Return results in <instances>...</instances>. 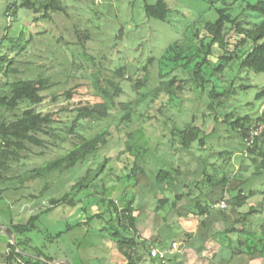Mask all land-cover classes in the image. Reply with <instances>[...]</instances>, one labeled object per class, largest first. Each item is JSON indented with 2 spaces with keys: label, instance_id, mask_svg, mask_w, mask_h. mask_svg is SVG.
<instances>
[{
  "label": "trees",
  "instance_id": "trees-1",
  "mask_svg": "<svg viewBox=\"0 0 264 264\" xmlns=\"http://www.w3.org/2000/svg\"><path fill=\"white\" fill-rule=\"evenodd\" d=\"M14 1L7 8V18L16 22L20 12H26L31 15L28 21L34 27L23 23L17 35L8 40L6 37L8 47L0 55V169L7 172L10 163H19L22 154H32V149L39 151L37 157L55 154L53 159L28 171L25 182L74 173L89 159L95 160L112 141L111 125L101 126L111 117L110 111L115 107L120 106L124 111L126 124L133 123L130 119L134 110L132 99L139 106L151 98L148 105L160 102L162 109H170L177 97L176 85H180L179 97L182 95V82L172 77V73L179 67L184 54L191 59L196 54L202 56V63L207 64L217 47L220 51L214 69L217 75L234 61L239 62L241 69L264 75V0H206L209 11L216 15L215 20L199 15L183 40L169 45L158 60L149 58L141 69L147 72L152 65L158 67L159 86L150 92L144 93L148 88L147 81L134 80L127 75L125 68L107 66L105 73L98 72L96 76V103L83 100L85 94L81 90L85 86L81 84L47 96L58 84L38 74L23 77L25 71L21 72L19 67L25 62L21 58L34 45V35L46 33L41 24L50 23L54 15H66L67 8L63 0ZM237 6L241 7L238 11ZM143 10L148 20L167 22L171 15L165 0H157L154 5L145 3ZM77 36L78 45L83 48L89 34L79 30ZM190 79L196 85L201 82V91L208 83V80L203 81L200 72L194 73ZM121 85L127 88L131 98L126 103L117 104L116 100L124 94ZM221 95L224 94L213 90L209 110H215L214 104ZM256 100L264 106V89L257 94ZM258 123L254 125L250 117L231 123L238 138L237 154L230 147L217 151L210 145L207 140L212 132L173 125L168 148L191 158L187 162L176 159L179 165L175 166L167 162L168 153L165 157H156L157 148H145L137 143L133 133L127 134L126 148L116 156L115 165L120 167L116 178L122 195L128 199L123 203L106 196L100 200V203L107 204L110 214L107 227L102 230L109 233L110 241L122 257V264H141L146 257L153 263L162 264L151 258L146 242L137 240L134 204L139 190L143 196H151L154 211L163 216L165 225L161 231L165 235L161 244L164 250L167 246H174L172 238L183 236L192 240L193 237L194 231L190 232V227L181 221L168 224L169 217L174 216L179 220H195L197 230L194 233L203 230L205 240L198 255L205 253L204 256L208 257L206 244L214 242L231 257H258L264 264V128L260 125L264 120L261 118ZM57 125H63V129H57ZM149 156L155 157L156 167L147 160ZM169 158L175 160L170 154ZM238 162L240 168L236 170L233 163ZM106 170L114 172L110 160H104L96 177ZM90 173V170L86 171L74 187H86L83 183ZM142 177L148 183L139 186ZM216 190L221 192L219 200L209 197ZM49 204V208L29 217L25 223H11L6 228L13 236L15 246L5 236L9 252L3 257L4 264H52L53 260L43 258L37 248H34L35 253H27L26 248L32 244V239L27 236L36 230L43 215L59 205L74 207L75 203L64 197L51 199ZM103 215L95 214L92 219L102 220ZM176 228H179L178 233L174 231ZM71 229L67 228L51 239H60ZM166 262H172L169 255Z\"/></svg>",
  "mask_w": 264,
  "mask_h": 264
},
{
  "label": "rangeland",
  "instance_id": "rangeland-1",
  "mask_svg": "<svg viewBox=\"0 0 264 264\" xmlns=\"http://www.w3.org/2000/svg\"><path fill=\"white\" fill-rule=\"evenodd\" d=\"M156 1L63 0V5L67 8L66 15H54L50 23L41 24V29L46 30V33L43 36L34 35V45L21 58L25 63L19 70L25 71L23 77L38 74L40 77L49 78L51 83L58 84L53 91L46 94L47 96L76 84L84 85L81 90L85 94L83 100H88L90 104L96 103L97 100L96 76L98 72L105 73L104 68L107 66L125 68L127 75L134 80L147 81L148 88L144 93L150 92L159 86L158 67L155 64L149 67L147 72H142L141 69L147 60H158L169 45L183 40L199 15H205L211 21L216 18L215 13L209 11L206 0H165L171 9L167 22L148 20L144 16L143 7L145 3L154 5ZM14 2L0 0V55L8 47V38L17 35L23 23L31 25L28 21L31 15L26 12H20V18L16 22L7 18V8ZM240 8L237 6L236 10ZM247 19L251 18L247 16ZM79 30L89 34V40L83 48L78 45ZM233 41L234 38L230 43ZM219 54L220 51L216 47L211 62L207 64L202 63L203 57L197 54L192 59L187 54L183 55L179 67L172 73V77L182 82V95L179 97L180 85H176L174 91L177 97L170 109H162L160 102L148 105L151 98L139 106H136V100L132 99L134 110L130 116L133 122L131 124L124 121L125 113L120 106L111 110V117L101 126L104 128L105 124L111 125V143L95 160L89 159L84 167L74 173L25 182L28 171L55 157L54 153L37 157V149H32V154L23 153L21 161L10 163L7 172L1 168L0 231L1 228H8L11 223H25L29 217L49 208L51 199L60 200L66 197L67 200L74 201L75 206L59 205L55 210L43 215L36 224V230L27 236L32 239L31 246L26 248L27 253L33 254L34 248H37L42 257L53 260L52 263L64 261L69 264H122V257L115 244L110 241L109 233L102 230L107 227L110 214L107 212V204L100 203V200L105 196L122 203L128 199L122 195L120 183L116 178L120 167L115 165L116 156L126 148L127 134L133 133L137 143L145 148H157L154 155L156 157H165L168 153L167 162L175 166L179 165L176 159L181 158L187 162L191 158L185 153L178 155L175 149L168 148L173 125L212 132L207 140L210 145L217 151L225 149V146L230 147L237 154L238 138L231 128V123L244 117H250L254 125L259 124V119L264 120V106L256 100L257 94L264 89V75L241 69L238 61H234L222 74L217 75L214 69ZM30 68L31 70H28ZM196 72L201 73L203 81L208 80L203 91L199 87L201 82L196 85L190 79ZM121 87L124 94L116 100L117 104L126 103L128 98H131L127 88L124 85ZM213 90L224 95L217 97L215 110H209ZM260 125L263 129L264 124ZM62 126L57 125L56 128L61 130ZM95 132L97 131L93 133ZM169 154L175 160L169 158ZM154 158L147 157L152 167L157 165ZM104 160H110L114 172L106 170L96 177ZM233 164L236 170L240 168L239 162ZM88 170L91 173L83 183L86 187H74ZM21 181L24 183L21 184ZM146 183L147 179L140 178L139 186ZM45 188L49 189L43 191ZM139 191L134 204L137 240L146 242L149 251L156 247L168 252L172 262L166 264H262L258 257H231L228 251L219 249L218 244L214 242L206 244L208 257L204 256L205 253L198 255L197 252L205 240L203 230L198 229L197 233H194L197 230L195 220H179L174 216L169 217L168 224L181 221L183 225L190 227V232L194 231L191 234L193 237L192 240H186L183 236L172 238L174 246H167L164 250L161 244L162 236L165 235L161 231L165 225L163 216L154 211L151 196L147 198L142 195L141 190ZM209 197L219 200L221 192L216 190ZM99 213L104 214L102 220L92 219ZM79 224L80 227L77 226ZM67 228L73 229L60 239H51ZM178 230L179 228L174 229L176 233ZM8 252L7 238L0 234V264H4L3 257ZM141 264L157 263L146 257Z\"/></svg>",
  "mask_w": 264,
  "mask_h": 264
},
{
  "label": "built area",
  "instance_id": "built-area-1",
  "mask_svg": "<svg viewBox=\"0 0 264 264\" xmlns=\"http://www.w3.org/2000/svg\"><path fill=\"white\" fill-rule=\"evenodd\" d=\"M253 143V139H251L250 144ZM168 255V252L159 250L156 247H152L150 249V256L151 258L161 262L162 264H166V257Z\"/></svg>",
  "mask_w": 264,
  "mask_h": 264
},
{
  "label": "water",
  "instance_id": "water-1",
  "mask_svg": "<svg viewBox=\"0 0 264 264\" xmlns=\"http://www.w3.org/2000/svg\"><path fill=\"white\" fill-rule=\"evenodd\" d=\"M0 234H4V236H6L9 240H10V243L15 246V243H14V239H13V236L7 231L6 228H1V231H0ZM23 255H26L24 253H21ZM40 260V259H39ZM42 261V260H41ZM52 264H69L68 262H64V261H60V262H55V263H52Z\"/></svg>",
  "mask_w": 264,
  "mask_h": 264
}]
</instances>
